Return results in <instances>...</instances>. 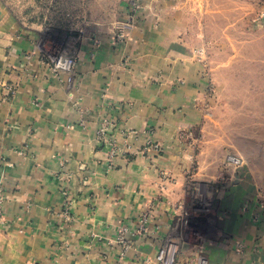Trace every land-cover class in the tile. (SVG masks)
I'll return each instance as SVG.
<instances>
[{"label":"crops","instance_id":"crops-1","mask_svg":"<svg viewBox=\"0 0 264 264\" xmlns=\"http://www.w3.org/2000/svg\"><path fill=\"white\" fill-rule=\"evenodd\" d=\"M216 5L196 12L195 28L174 8L147 20L135 9L123 42L114 24L93 32L46 25L39 32L0 8V264H146L173 241L182 263H195L203 248L209 264H264L260 201L199 196L200 181L188 176L194 165L199 177L219 181L218 166L201 159L213 148L206 107L228 106L226 116L218 109L216 118L227 123L215 132L233 136L241 109L232 106L246 103L233 90L245 85L236 72L247 71L248 58L224 53ZM61 29L74 64L71 73L55 74L56 48L39 40L52 33L54 41ZM64 189L70 223L60 214Z\"/></svg>","mask_w":264,"mask_h":264},{"label":"rangeland","instance_id":"rangeland-1","mask_svg":"<svg viewBox=\"0 0 264 264\" xmlns=\"http://www.w3.org/2000/svg\"><path fill=\"white\" fill-rule=\"evenodd\" d=\"M212 1L220 11L219 38L224 53L239 50L248 58L244 67L247 71L236 72L243 76L245 85L233 90L238 97H244L238 99L246 103L232 106L241 109L237 110L240 116L235 121L233 136L222 130L220 134L215 132L227 123L216 118L217 111L220 109V115L226 116L228 106L211 104L206 107L207 148H213L201 159L218 166L213 170L219 171V181L212 184L207 177H199L200 170L194 165L188 176H193L191 182L200 181L195 186L199 196H255L261 203L259 207L264 208V0H0V8L23 28L33 27L41 32L46 25H53L71 28L73 32L90 29L93 32L103 31L105 26L113 24L115 27L136 12L143 20L152 16L163 18L170 14L171 8L178 10L177 16L182 11L185 20L195 28L196 12L205 11ZM130 21L134 23L132 18ZM51 35L40 38V46L46 50H65L68 54L71 50L67 48L68 35L62 29L54 41ZM194 51L202 54L203 59L207 58V52L200 47ZM239 91L244 94L241 96ZM229 155L240 157L241 165L231 164L227 160ZM196 159L195 154L189 156L193 162ZM185 188L187 196H192L193 187L189 184Z\"/></svg>","mask_w":264,"mask_h":264},{"label":"built area","instance_id":"built-area-1","mask_svg":"<svg viewBox=\"0 0 264 264\" xmlns=\"http://www.w3.org/2000/svg\"><path fill=\"white\" fill-rule=\"evenodd\" d=\"M134 27L135 24L130 20L122 21L118 23L115 26L116 41L117 42L125 41L128 37V34L134 29ZM51 63H52L51 67L55 72V74H59L60 72L71 73L73 69L74 60L71 55L65 52V50L58 49L53 55ZM68 80L71 81L72 78L69 77ZM100 132L101 134H105L106 129L101 128ZM155 147L160 148L159 144H156ZM227 160L233 165H241L242 163V159L235 155H229L227 157ZM63 194L65 197V201L63 208L60 211V214L62 216L61 219L62 222L64 223H70L73 217V213L71 211L72 199L70 198V194L66 189L63 190ZM5 201H6V197L2 191V188H0V223L1 224L5 223L4 221ZM153 208H154L153 203L148 204L146 205L144 211L141 214V222H142L141 230H140L141 233L147 231L148 220L153 213ZM120 240L126 243L123 232H121ZM180 254H181V249L178 242L173 241L159 248L154 258H150V259L147 258L146 264H150L151 262H154L155 264H209V259L203 248H201L198 251L197 258L195 259V263H190V262L182 263L180 261Z\"/></svg>","mask_w":264,"mask_h":264}]
</instances>
